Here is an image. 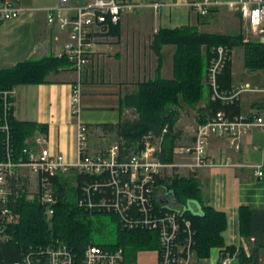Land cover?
I'll list each match as a JSON object with an SVG mask.
<instances>
[{"label": "built area", "instance_id": "1", "mask_svg": "<svg viewBox=\"0 0 264 264\" xmlns=\"http://www.w3.org/2000/svg\"><path fill=\"white\" fill-rule=\"evenodd\" d=\"M187 5L200 15L222 6L238 12L245 27L264 44V0H200ZM140 6L118 0H56L44 11L48 26L66 35L63 51L58 57H65L68 67L80 75L98 46L111 37V27L118 26L125 13ZM25 11L13 1H3L0 3V20L17 19ZM54 40H58L57 35ZM230 59L231 50L227 47L211 49L204 77L210 100L231 106L239 102L242 95L253 94L263 97L260 108L248 116L229 115L225 111L207 116L204 123L197 125L190 146L173 147L172 162L161 160L167 125L158 135L148 133L131 143L113 130L116 141L90 153L88 126L80 119L79 82L71 94V114L77 129L76 157L68 160L62 153L50 150L45 146V134L39 132L25 141L24 156L15 160L9 120L16 87L0 90V132L4 135L0 155V247L9 239L7 229L20 221V215L13 207L15 200L24 196L28 201L38 202L45 208L44 214L50 221L57 203L54 178L74 170L82 177L76 186L78 208L89 214H113L120 232L152 234L157 242V264H194L197 256L190 221L182 212L172 211L159 203L158 196L164 192L160 182H169L175 176H190L200 169L235 166L248 167L256 178H264V163L239 165L228 158L215 159L208 155L212 137L227 139L230 146L239 151L245 134L253 129L264 131V85L245 83L224 90L218 83V77ZM253 149L258 150L259 146L255 145ZM19 169L35 176V190H30L32 186ZM96 194H100L97 199ZM124 252L122 247L89 243L77 257L67 245L56 242L47 247H30L18 261L10 264H123ZM228 262V256H225L221 264Z\"/></svg>", "mask_w": 264, "mask_h": 264}, {"label": "crops", "instance_id": "2", "mask_svg": "<svg viewBox=\"0 0 264 264\" xmlns=\"http://www.w3.org/2000/svg\"><path fill=\"white\" fill-rule=\"evenodd\" d=\"M3 1H13L26 11L17 19L0 20V70L29 59L58 57L62 53L66 35L48 26L44 11L53 6L56 0H0V3ZM118 1L134 2L141 6L122 16L117 33L98 46L80 75L65 67L56 74L48 75L45 84L16 86L13 120L45 125V146L62 153L68 160L76 157V120L71 114V94L76 83L81 85L80 119L88 126L87 148L90 153H96L110 145L108 137H115L114 125L137 118L135 110L125 105V98L134 94L140 83L154 77L157 57L151 44L159 30L190 27L199 33L240 34L244 37L245 25L239 13L226 6L200 15L187 5L188 2L200 0H180L178 3L177 0ZM56 35L58 40H54ZM238 48H241L243 57L242 46ZM234 49L229 87L245 83L264 85V71L251 72L244 67V61L240 70L235 71ZM173 52L172 45H165L161 49L162 79L170 80L173 77ZM262 99L259 95H242L237 104L238 113L249 115L255 112L260 108ZM209 101L206 88L205 99L195 108L181 104L173 133L179 137L183 129L193 141L195 128L210 113L207 110ZM187 111L189 114L191 112L189 119ZM191 122L195 123L194 127ZM36 132H39V127ZM255 145L259 146L258 150L253 149ZM261 148L264 149V131L253 129L242 137L239 151L232 148L227 139L212 137L208 144V155L215 159L228 158L239 165L264 163V151L259 157L250 159V152L261 151ZM190 176L197 180L206 204L226 215L224 243L235 248L232 255H225L228 256V264H243L239 258L240 251L246 259L253 254L260 259L264 249V178L258 179L250 168L239 166L200 169ZM26 177L29 186L35 185V176L27 171ZM240 208L250 211L239 218ZM124 251L123 264H157L156 250L152 253L147 249ZM225 256L221 257L220 249L212 248L208 258H196L194 264H221ZM244 264H247L246 261Z\"/></svg>", "mask_w": 264, "mask_h": 264}, {"label": "trees", "instance_id": "3", "mask_svg": "<svg viewBox=\"0 0 264 264\" xmlns=\"http://www.w3.org/2000/svg\"><path fill=\"white\" fill-rule=\"evenodd\" d=\"M119 26V25H118ZM118 26L111 27V34L118 31ZM165 45H172L173 77L170 80L161 78V49ZM216 46H225L231 50L242 46L244 67L251 71H264V44L258 40H244L242 35H222L199 33L190 27L162 29L157 32L151 44V49L157 57V67L154 77L137 86L134 94L125 98V105L137 113L134 120H124L113 126L117 136L128 143L137 142L148 133L158 135L164 126H168V133L163 143L161 160L172 162V151L177 134L173 133L174 126L179 118L178 108L181 104L195 108L204 98V77L207 70L211 49ZM230 61L226 64L222 74L218 77L221 89L231 87ZM65 57H43L29 59L18 63L9 69L0 70V90L18 85H38L48 82L51 73H58L60 69L68 67ZM210 100V98H209ZM207 110L214 114L225 111L229 115H239L236 102L234 105H222L219 101H209ZM205 116V119L206 117ZM205 119L201 123H204ZM11 132V150L15 160L23 157L25 141L37 132L46 134L45 125L37 126L30 122L9 120ZM38 132V133H39ZM4 135L0 132V155ZM79 177V184L82 177ZM57 203L53 208V215L48 221L44 214V207L36 201H28L24 196L14 202V209L20 215L19 224L7 229L8 240L0 247V264H10L20 259V256L30 247H47L56 242L67 245L77 257L81 256L83 248L91 243L92 222L87 219L88 213L72 204L67 199L66 188L59 178H54ZM162 190L168 189L177 203L170 207L172 211L182 212L190 221L194 232L195 250L198 259L208 258L212 248L220 249L221 257L232 255L235 248L226 246L223 232L226 230V215L206 204L197 180L191 176H175L169 182H160ZM78 196V188H75ZM100 194H96V199ZM12 204V202H11ZM250 210L239 209V218ZM83 213L84 217H80ZM251 213V212H250ZM253 213V212H252ZM251 213V214H252ZM95 214V213H93ZM252 216V215H251ZM254 217H249V219ZM147 232H120L117 244L113 247H122L132 252L146 250V245L153 238ZM151 239V240H150ZM157 244V242L154 240ZM96 245V244H95ZM127 245V246H126ZM101 246V245H99ZM112 247V246H111ZM240 261L247 264H258V257L253 254L246 259L242 251L239 252Z\"/></svg>", "mask_w": 264, "mask_h": 264}, {"label": "rangeland", "instance_id": "4", "mask_svg": "<svg viewBox=\"0 0 264 264\" xmlns=\"http://www.w3.org/2000/svg\"><path fill=\"white\" fill-rule=\"evenodd\" d=\"M244 40L245 41H247V40L257 41V36L253 35L248 30V28H246L245 26H244ZM165 55L167 58V53ZM231 55H232V53H231ZM243 61L244 60L242 57L241 48L236 47L234 49V52H233V63H234V69L236 72H238L240 70L241 66H243L242 65ZM205 97H206V87H205L204 99H205ZM186 114H188L187 119H189L188 117L191 115V112L189 114V111H187ZM243 116H248V115H243ZM191 125H193V127H194L195 123L191 122ZM195 130H196V128H195ZM195 130H194V133H195ZM180 133H182V134H180L179 137L178 136L176 137V140L174 142V147L175 146H179V147L180 146H183V147L190 146L192 144L191 135H189L188 133H185V131L183 129H182V131H180ZM112 136L108 137L109 143L116 141V138H113ZM90 141H92V140H90ZM262 151H264L263 148H261V151H258V152L251 151L250 152V156H251L250 159L255 158V157H259L261 155ZM175 158H176V155H175ZM177 160L180 161L179 159H177ZM18 171L24 175L27 174V171L25 169H19ZM31 175H33V174H31ZM59 181L61 184L64 185V188L67 189L66 194H67L68 201H70L72 204L75 205V203L77 201V195H76L74 190H75V188L79 182V177H78L77 172L74 170H70L65 174H61V175H59ZM35 187H36L35 185H32V188H30V190L31 189L35 190ZM80 217L81 218L84 217L83 213H80ZM87 219L92 222L90 239L94 244L101 245L103 247H111V246L113 247L117 244L118 237H119L118 220L113 214H109V213L89 214L88 213ZM151 237L153 239L152 240L150 239L151 241L149 243H147L146 247H144V248H146L148 251H150L152 253L153 250H156L157 244L154 242V240H155L154 236L152 235ZM126 248H127V252H128L130 249L128 247H126ZM258 264H264V249L260 253V259L258 261Z\"/></svg>", "mask_w": 264, "mask_h": 264}, {"label": "water", "instance_id": "5", "mask_svg": "<svg viewBox=\"0 0 264 264\" xmlns=\"http://www.w3.org/2000/svg\"><path fill=\"white\" fill-rule=\"evenodd\" d=\"M158 200L159 203L165 208H169L171 206L172 207L177 206L174 195L171 192H169L168 189H166L165 192H163L158 196Z\"/></svg>", "mask_w": 264, "mask_h": 264}]
</instances>
